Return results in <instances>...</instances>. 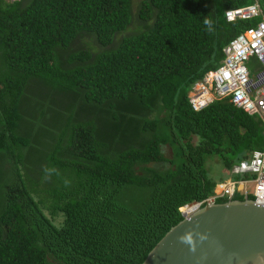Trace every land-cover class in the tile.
Here are the masks:
<instances>
[{"label":"trees","instance_id":"trees-1","mask_svg":"<svg viewBox=\"0 0 264 264\" xmlns=\"http://www.w3.org/2000/svg\"><path fill=\"white\" fill-rule=\"evenodd\" d=\"M249 2L140 0L141 28L114 42L131 21L130 0H0V264H140L183 205L212 193L207 156L220 161L221 180L264 149L257 116L225 98L198 111L186 99L222 47L258 20H225ZM81 34L100 48L70 50L64 65L57 52ZM29 86L63 104L40 108L60 124L39 148L23 111ZM165 143L172 168L156 166Z\"/></svg>","mask_w":264,"mask_h":264},{"label":"built area","instance_id":"built-area-1","mask_svg":"<svg viewBox=\"0 0 264 264\" xmlns=\"http://www.w3.org/2000/svg\"><path fill=\"white\" fill-rule=\"evenodd\" d=\"M224 18L227 21L258 20L222 47V58L214 69L190 84L186 92L187 103L192 110L198 111L213 100L225 98L246 114L257 116L264 126V0H250L246 5L226 9ZM249 58L256 62L253 73L245 65ZM247 184H252L250 194ZM236 195L243 199L250 196L254 203L264 205V149L251 150L234 162L225 177L215 183L209 196L183 205L180 215L186 216L204 202L229 201Z\"/></svg>","mask_w":264,"mask_h":264},{"label":"water","instance_id":"water-1","mask_svg":"<svg viewBox=\"0 0 264 264\" xmlns=\"http://www.w3.org/2000/svg\"><path fill=\"white\" fill-rule=\"evenodd\" d=\"M140 264H264V205L204 202L170 226Z\"/></svg>","mask_w":264,"mask_h":264},{"label":"rangeland","instance_id":"rangeland-1","mask_svg":"<svg viewBox=\"0 0 264 264\" xmlns=\"http://www.w3.org/2000/svg\"><path fill=\"white\" fill-rule=\"evenodd\" d=\"M140 0H130V14H131V21L129 25L126 27V29L115 35L114 42L117 41V39L121 35H126L129 33H132L134 31H137L141 28L140 24L137 22L136 19V11ZM114 44V43H113ZM78 48H86L89 49L91 52L97 51L100 47L95 43L91 35L88 34H81L66 51H58L57 57L64 63V65H67V62L63 59L66 52ZM250 60H247L245 62L246 67L252 71H255V68L253 69V66L250 65ZM254 67H256L254 65ZM30 92V95L28 96V99H31V103H27L26 110L23 109L25 113V119L27 120L26 127L28 130H30L31 134L34 136V144L37 148H39L40 144H44L49 141H53L50 137L57 134V130L59 128L60 119L57 116L56 112L54 111H46L42 116L39 114V110L43 106L52 105V102H56L54 106L56 108H61L62 100L56 97H53L51 95H48L46 93V90L43 89V87H35V86H29L28 87V93ZM33 99L38 101V103H33ZM162 114V113H160ZM195 141V138L192 136L189 140L190 143H193ZM40 143V144H39ZM184 145L188 144L186 141H182ZM42 146V145H40ZM160 150L162 152V156L164 157L165 161L160 162L156 164L159 168H172V164L169 163V160L173 157V151L169 143H165L160 146ZM30 160H34L35 156L30 155ZM148 165H152L148 164ZM34 166L35 165L34 163ZM204 169L208 177H210L214 181H220L219 177L225 173V170L222 168L220 161L215 156H207L204 160ZM223 179V178H222ZM37 182V181H36ZM33 181V183H36ZM247 190L248 193H251L252 190V184H247ZM133 195V194H132ZM61 219L60 215H56L54 217V222H57Z\"/></svg>","mask_w":264,"mask_h":264},{"label":"crops","instance_id":"crops-1","mask_svg":"<svg viewBox=\"0 0 264 264\" xmlns=\"http://www.w3.org/2000/svg\"><path fill=\"white\" fill-rule=\"evenodd\" d=\"M249 59H251V60H250V65H252V66H253V69H254V68H255L254 65L256 66V62H255V60H254L253 58H249ZM249 59H248V60H249ZM252 72H253V71H252Z\"/></svg>","mask_w":264,"mask_h":264},{"label":"clouds","instance_id":"clouds-1","mask_svg":"<svg viewBox=\"0 0 264 264\" xmlns=\"http://www.w3.org/2000/svg\"><path fill=\"white\" fill-rule=\"evenodd\" d=\"M206 23H207V21H206Z\"/></svg>","mask_w":264,"mask_h":264}]
</instances>
